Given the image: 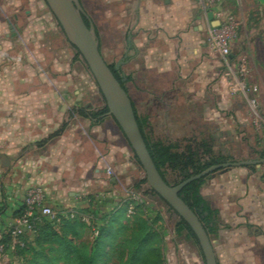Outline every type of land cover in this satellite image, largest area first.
Here are the masks:
<instances>
[{"label": "crops", "instance_id": "crops-1", "mask_svg": "<svg viewBox=\"0 0 264 264\" xmlns=\"http://www.w3.org/2000/svg\"><path fill=\"white\" fill-rule=\"evenodd\" d=\"M19 1L6 0L16 12L9 22L0 19V237L30 185H40L54 208L85 206L90 196L105 212L126 198L116 189L132 160L130 146L117 154L110 143L117 135L101 126L108 116L91 118L84 61L45 2L29 0L26 8ZM215 24L199 0H137L119 64L137 59L144 69L175 76L210 70L219 62L202 55L201 36ZM100 141L108 148L99 150ZM116 157L124 159L118 167ZM239 174L229 168L200 186L216 210L210 237L220 245L213 251L217 264H264V185H239Z\"/></svg>", "mask_w": 264, "mask_h": 264}, {"label": "rangeland", "instance_id": "rangeland-1", "mask_svg": "<svg viewBox=\"0 0 264 264\" xmlns=\"http://www.w3.org/2000/svg\"><path fill=\"white\" fill-rule=\"evenodd\" d=\"M136 1L79 0L95 27L100 52L112 68L119 64V50L123 49L127 36L124 27L133 22ZM19 2L20 7L29 8L31 4L29 0ZM126 7L127 10L124 11ZM219 7L234 19L233 26L227 31L229 56H232L228 67L220 63L218 55L207 46L208 32L205 31L201 36L206 44L202 55H211L210 57L219 62L210 70H179L175 76L172 72L157 73L144 69L136 59L129 64H119L115 74L122 80L141 123L143 134L150 144L162 142L172 145L173 150L183 151L190 147L200 151L199 144L204 142L213 154L227 161L264 157V67L259 62L264 61V0H222ZM15 12L13 5L6 0H0L1 20L9 22ZM79 59H82L80 55ZM84 71V103L94 105V110L90 112L91 118L96 119L98 115L103 117L104 101L99 96L97 86L85 63ZM92 90H95L94 95ZM98 119L103 121L101 117ZM108 119L109 122H102L101 126L104 127L105 124V128L117 135L110 138V143L114 144L118 154L120 146L126 145L129 148V144L112 117L108 116ZM90 121L85 119V123L89 124ZM107 148L105 144L102 146L100 141L99 150ZM129 153L131 163L127 164L125 171H121L123 174L118 179L119 185L116 189L126 198L104 210L117 217L112 224V234L117 232L119 225L127 219L144 216V208L148 206L152 228L158 234V244L165 247L167 264H202L198 244L190 238H185L184 233H175L178 216L150 190L145 181L141 182L144 180L143 170L133 151ZM123 162L122 157L115 160L117 167ZM230 169L241 172L234 178V182L239 185H264V163L258 168L248 165ZM220 171L223 169H218L210 175L216 179ZM209 176L204 178L203 183L210 180ZM164 177L170 184L177 183L175 174L169 168L164 170ZM203 197L212 209L213 204L204 192ZM89 234L88 229H82L76 237V243L86 253L90 249ZM20 242L23 245V241ZM114 243H117L116 235H112L109 243L103 247L105 256L99 264L117 262L111 246ZM212 244L217 247L220 241L215 239ZM16 259L6 253L3 264H20Z\"/></svg>", "mask_w": 264, "mask_h": 264}, {"label": "trees", "instance_id": "trees-1", "mask_svg": "<svg viewBox=\"0 0 264 264\" xmlns=\"http://www.w3.org/2000/svg\"><path fill=\"white\" fill-rule=\"evenodd\" d=\"M117 78L122 83V80ZM102 111L104 113L106 107ZM136 119L149 153L164 179L166 168L173 171L178 183L210 165L227 161L223 157L213 154L204 142L199 144L200 151L192 150L190 147L183 151L173 150L172 145L162 142L150 144L143 134L137 115ZM204 178L189 182L180 190L179 195L200 217L210 236L216 230V210L210 209L200 194V186ZM143 181L145 180L141 182ZM86 198L89 199L87 204L76 208V211L78 214L89 215L88 223L82 221L78 215L72 218L68 217L65 208L53 207L61 215L59 222L45 216L40 217L35 222L33 231L25 232L17 237L18 240L23 241L22 246L13 243L12 223L7 224L0 237V242L5 246V252L17 258L21 262L20 264H99L102 263L105 256L103 247L109 243L112 235H116L117 243L111 244L117 259L115 264H166L165 247L158 244V234L152 228L148 206L144 208V216L135 217L133 220L127 219L125 223L119 225L118 231L112 234V224L117 219L110 212L101 213L98 206L93 203V199L90 196ZM201 204L202 206H200ZM23 211L24 205L21 204L12 217L22 215ZM82 229H88L89 235L92 234V229L97 232L95 236L90 238V249L87 253L83 252L76 243V237ZM175 233H184L185 238L192 239L197 245L192 231L179 217L176 222ZM159 236L161 239V235ZM43 242L45 243L44 246L42 245Z\"/></svg>", "mask_w": 264, "mask_h": 264}, {"label": "water", "instance_id": "water-1", "mask_svg": "<svg viewBox=\"0 0 264 264\" xmlns=\"http://www.w3.org/2000/svg\"><path fill=\"white\" fill-rule=\"evenodd\" d=\"M43 1L69 44L77 51L87 66L106 107L103 115L112 117L118 125L143 170L145 182L190 228L197 241L204 264H217L212 238L208 235L200 217L180 197L179 192L189 182L209 176L210 173L218 169L227 170L230 167L248 165H255L258 168L260 164L264 163V157L223 161L210 165L176 184L168 183L158 171L149 153L136 119L132 101L112 68L104 60L100 52L95 27L82 9L79 0ZM208 17L212 19L210 12ZM117 66L118 64H116Z\"/></svg>", "mask_w": 264, "mask_h": 264}, {"label": "built area", "instance_id": "built-area-1", "mask_svg": "<svg viewBox=\"0 0 264 264\" xmlns=\"http://www.w3.org/2000/svg\"><path fill=\"white\" fill-rule=\"evenodd\" d=\"M200 5L204 11L212 14L215 25L211 26L208 30L207 46L219 55L224 64L228 67L229 56V40L227 31L234 24L233 17L223 11L219 4L222 0H199ZM22 204L24 205V211L22 215L12 219L11 234L13 236V242L22 246V242L18 240V236L34 230L35 222L40 217L45 216L48 219L59 222L60 214L52 206L45 203V193L40 185H30L23 196ZM66 215L70 218L78 215L80 219L86 223L89 222V215L78 214L76 208H65ZM97 234L96 230L92 229V236ZM6 252L5 246L0 242V264L5 262Z\"/></svg>", "mask_w": 264, "mask_h": 264}, {"label": "flooded vegetation", "instance_id": "flooded-vegetation-1", "mask_svg": "<svg viewBox=\"0 0 264 264\" xmlns=\"http://www.w3.org/2000/svg\"><path fill=\"white\" fill-rule=\"evenodd\" d=\"M116 64L114 65V67L112 68L113 70H114V72L116 71ZM103 114V113H102ZM98 116H100V115H98ZM201 206V205H200Z\"/></svg>", "mask_w": 264, "mask_h": 264}]
</instances>
